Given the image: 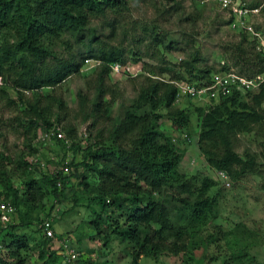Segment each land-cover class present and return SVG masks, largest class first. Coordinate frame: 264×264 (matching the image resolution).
Wrapping results in <instances>:
<instances>
[{"label": "trees", "instance_id": "trees-1", "mask_svg": "<svg viewBox=\"0 0 264 264\" xmlns=\"http://www.w3.org/2000/svg\"><path fill=\"white\" fill-rule=\"evenodd\" d=\"M164 1L170 4L164 8V14L182 10L184 0ZM127 3L128 0H0V81L15 91L9 102L22 106L21 112L28 126L36 128L33 138L37 136L38 128L42 133L50 129L54 132L51 139L41 141L40 146L39 142H29L27 154L21 152L13 160L3 150L0 151V194L15 207L12 219L5 226L0 222V264H26V254L35 248V244L39 247L41 264H68L65 255L58 254L59 250L53 248L51 242L60 236L54 230V218L62 212L57 206L62 188L70 176L80 178L88 187L86 192L92 194L91 201L99 207L95 217L89 221L93 229L97 231L103 225L110 234L130 244V264H137L142 255L157 260L161 254L185 251L186 242L197 236L198 231L202 232L201 228L207 221L211 219L213 222L217 217V197L207 194L214 185L213 180L195 175L187 177L179 169L182 151L178 149V141L159 128L163 117L170 120L174 129L185 128L191 118L189 107H178L175 103L177 85L169 79L143 75L144 81L138 90H134L135 97L127 106L120 103L123 112L121 116H115L109 127L97 129L95 141L84 148L83 159H72L75 157L72 155L71 160L68 159L70 171L67 174L63 173V166L60 167L67 157L56 149L67 151L76 147L79 150L80 143L73 141L76 129L71 123L62 125L61 129L50 121L52 117L58 123L65 120L61 113L66 109L62 97L40 90L53 89L67 78L79 74L86 60L96 61L98 64L93 69L92 78L86 79L89 89L76 91L78 104L84 113L82 119L90 122L87 125L89 131L101 121H110L112 105L117 97L122 98V93L112 88L113 84L106 83L112 80L111 65L125 66L127 57L137 59L141 53L140 45L147 40L155 45L163 42L153 20L148 21L151 23L149 26L148 23L139 26L135 21L131 29L120 31L125 36L130 30L134 32L141 28V35L132 37V46L128 50L108 45L100 39L101 26L111 28L110 39L116 36L117 30L122 28L121 16L128 11ZM246 7L264 10L260 1L251 2ZM109 16H114L113 20L107 19ZM95 18L106 21L97 28L91 25ZM243 30L239 41L232 44V65L240 67L234 71L247 78L258 74L264 76V50H258L255 38ZM61 34L73 38L78 45L73 49L76 47L69 39H65V43L62 41L67 56L59 55L52 48L55 41L62 40ZM173 43L164 44L165 49L173 50L176 44ZM204 60L198 49L191 51L189 58L182 60L178 67H183L184 72L195 80L175 70L172 75L175 81L209 82L213 73L229 71L233 67L224 63L217 71H210L205 66L196 70V64ZM141 74L142 71L138 75ZM123 75L129 76L126 72ZM250 89L234 88L219 98L217 104L193 106L200 120L199 152L210 167L224 171L233 181L264 169L263 164L253 157L248 155L243 159L234 149L239 133L264 130V80L250 100H244L241 94H250ZM27 91L32 93L30 97L25 95ZM188 101L193 104L190 98ZM58 127L63 132L62 137L56 136ZM183 139L189 140V136L186 134ZM45 144L50 150H55L53 158L44 157L40 151L41 145L44 147ZM31 159L36 160L31 162ZM12 163H16L23 177L19 187L7 171V164ZM39 163H44L46 169H39ZM49 163L54 167L49 168ZM90 180L93 183L90 184ZM165 190L175 191V196L178 195L182 202L184 211L180 213L177 225L169 218L167 203L159 198L167 192ZM179 194H186V197H179ZM192 194L196 195L194 200L189 199ZM48 195L54 200L53 204L45 216L36 217V223L32 225L27 216L42 208V202ZM20 203L25 205V215L15 221ZM44 218L52 219L53 237H47L39 227ZM32 232L39 234L40 238L36 240ZM167 234H171L173 240H168ZM105 239H108L107 235ZM240 240L237 239L236 244ZM81 255L79 253L75 264L82 263ZM242 256L247 255L242 253L239 259ZM235 260L238 262L237 255Z\"/></svg>", "mask_w": 264, "mask_h": 264}, {"label": "rangeland", "instance_id": "rangeland-1", "mask_svg": "<svg viewBox=\"0 0 264 264\" xmlns=\"http://www.w3.org/2000/svg\"><path fill=\"white\" fill-rule=\"evenodd\" d=\"M238 1L245 6L251 2L260 1L261 6L264 7V0ZM127 5L128 11L124 12L121 16L122 20L119 21L122 28L117 30L116 36L110 39L111 28L101 26L100 39H103L108 45H117L128 50L132 46V37L141 35V28H137L134 32L130 30L125 35L126 37L120 31L125 28L131 29L135 21L139 23V26L145 23H148L149 26L151 24L149 22L153 20L159 28L158 31L163 42L160 45H155V43L147 40L141 44V53L137 59L134 56L132 59L127 57L126 62L131 68V75L113 74V81L106 82L113 84L112 88L116 92L122 93V98L117 97L111 107L112 118L110 121H101L94 128H89L91 133L89 136L87 125L90 122L82 119L84 113L78 104L76 91L80 88L86 91L89 89L86 79L92 78L91 75L94 72L91 67L67 78L53 89L44 88L40 90L42 93L51 92L61 96L65 103L66 109L61 112L62 116L65 115V120L58 123L52 117L50 121L56 123L60 128L62 125L71 123L76 129V138L73 141L80 143V149L78 150L76 147H73V150L71 147L67 151L56 149L60 155L63 154L67 157V161L68 159L71 160L72 155L75 156L72 159L82 160L85 153L84 148L96 139L94 137L97 129L109 127L111 121L116 118L115 116H121L124 108L120 107V103L127 106L130 100L135 97L136 91L134 90H138L140 83L144 81L145 76L143 75L151 76L154 79L164 78L175 81L172 75L177 70L180 75L194 81L195 79L184 72L183 67H178L182 60L189 58V53L194 49H198L205 59L204 62L196 64V70L205 66L209 67L210 71H217L223 65L222 63L232 65V44L239 41L244 31L240 18L238 21L237 15L236 17L233 16L231 9L223 8L222 3H219L218 0H184L183 5H181L182 10L171 14L163 13L164 8L170 6L164 0H128ZM113 17L109 16L107 19L113 20ZM246 19L253 31L258 32L257 38L254 37L258 45L259 40H264V10H260L257 14H249ZM105 21L101 18H95L91 21V25L99 28L100 24L105 23ZM9 35L11 36L12 32ZM61 35H63L62 40L55 41L52 48L59 55L67 56L68 53L65 52L64 46L65 39H69L72 46L76 47L73 49H77L78 45L73 38H69L66 34ZM252 36L254 35H250L251 38ZM10 39L12 38L10 37ZM169 42L177 44L173 43L175 48L171 51L164 47V44ZM91 63L93 62H88V64ZM161 67L166 70L162 71ZM236 69H240V67L233 66L229 71L234 72ZM139 71H142L143 74L137 76ZM258 85L249 90L250 94H241L242 98L249 101L251 95L257 91ZM92 91L89 90L88 92L92 93ZM31 94V92H25L28 97ZM14 96L15 91L0 81V131L2 133L0 151L3 150L4 154L9 156L11 160L15 159L16 155L21 152H24V155L27 154L29 142H39L40 146V142L43 141L41 138L38 139L42 135L41 128H38L37 136L33 138L36 128L28 126L27 120L21 112L22 106L9 102ZM192 103H189L187 99L180 101L177 105L191 109L190 122L185 128L174 129L166 117L160 120L159 128L178 141V149L182 151L179 169L187 177L195 175L199 178L209 177L213 180L214 185L207 194L217 197L219 203L215 211L217 217L214 218L213 222L210 221L211 219L207 221L205 226L201 228L202 232L198 231L197 236L186 242L187 249L185 251L176 254H161L157 260L152 256L145 257L142 255L137 264H262L264 263V169L259 173L247 174L238 181L229 178V185H226L219 178L217 171L210 167L205 156L198 150L197 136L200 120L198 113L193 111V106L198 103L193 99ZM262 107L264 108V102ZM162 111L164 112V110ZM184 134L189 136V140L183 139ZM104 135L106 136V130ZM234 149L243 159L249 155L264 166V130L239 133ZM40 151L44 153V157L55 156L53 154L55 150H50L47 145L44 147L41 145ZM48 167L53 168L54 165L49 163ZM7 171L13 183L19 187L23 177L16 167V163L7 164ZM70 177L60 194L58 206L62 212L57 213L58 216L54 218V230L60 236H56V240L51 242V246L60 250L62 246H59V242L66 240L67 243L79 249V253L83 257L81 264H130L132 256L130 244L110 234L103 225H100L97 231L93 229L89 221L95 217L99 207L91 201L92 194L86 192L88 187L81 182L80 178ZM89 183H93L92 180ZM196 185L198 186V184ZM175 194V191L170 190V192H164L159 196L167 203L169 218L174 223L179 222L180 213L184 211L182 202L178 200V195L175 196ZM195 196L192 194L189 199L194 200ZM179 197H186V194H179ZM53 202L51 196H46L42 202L43 207L27 216L32 221V225L36 223V217L45 216ZM16 214L18 215H15V221L25 215L23 203L18 205ZM32 234L35 235L36 240L40 238L36 232H32ZM105 235L108 236V239H105ZM166 237L168 240H173L171 234H167ZM237 239L240 240L238 244H236ZM32 244H35L34 241ZM34 247L31 252L26 254V264H41L42 260L38 257L39 247L37 244ZM242 253L248 257L242 256V259H239ZM236 255L238 262L235 260ZM247 258L250 260L248 261Z\"/></svg>", "mask_w": 264, "mask_h": 264}, {"label": "built area", "instance_id": "built-area-1", "mask_svg": "<svg viewBox=\"0 0 264 264\" xmlns=\"http://www.w3.org/2000/svg\"><path fill=\"white\" fill-rule=\"evenodd\" d=\"M219 3H222L223 8L231 9V12L233 16L237 15V20L242 22L243 28L251 33V35H254L252 37L258 36V32H254L251 25L247 22V16L249 14H257L260 10V7H254V8H248L246 7L242 2L240 1H234V0H218ZM236 21V20H235ZM233 25H235V22H233ZM257 38V37H256ZM257 49H263L264 50V40H259V43L257 45ZM224 64V63H222ZM93 66V64L91 65ZM112 68V74L121 76L123 75V72L131 73V68L129 65L122 66L121 64L115 63L111 65ZM140 72V71H139ZM264 79V76L261 74H258L256 77L247 78L242 75H239L232 71H224V72H215L211 75L210 83L204 84V83H191L187 81H179L177 82V92H176V98L175 102L180 103V101L190 98L193 99L196 102L200 103H211L213 100H218L221 97L226 96L232 88L239 89V90H247L252 89L254 86L262 82ZM58 130V128H57ZM52 135H54V132L52 129L49 131H46L45 133H42L40 135L41 140L45 141L48 139H51ZM184 134L183 136H185ZM57 137H62L63 133L61 131H57L56 133ZM175 140V139H174ZM53 158V157H51ZM35 161L36 159H31V162ZM68 161L65 160L60 167L63 166V173L67 174L70 171V167L67 165ZM37 165V164H36ZM39 169H46V166L44 163H39L37 165ZM53 171H56L54 169ZM217 174L219 175V178L225 182L226 185H229V177L224 171H217ZM60 185V183H57ZM59 208V206H57ZM56 209V208H55ZM15 213V207L11 203L9 199H4L3 196L0 194V222L4 226L7 222H9L12 219L13 214ZM39 227L43 234H45L47 237H53V229H52V219L51 218H44L39 223ZM59 245L63 248L58 251V254H64L66 257V263L68 264H75L74 261L79 255V252L76 250V248L67 243L66 240H63L59 242Z\"/></svg>", "mask_w": 264, "mask_h": 264}, {"label": "clouds", "instance_id": "clouds-1", "mask_svg": "<svg viewBox=\"0 0 264 264\" xmlns=\"http://www.w3.org/2000/svg\"><path fill=\"white\" fill-rule=\"evenodd\" d=\"M88 62H93V63H91V64H88ZM93 64V66H91ZM97 62L96 61H93V60H86L85 61V63H84V65L80 68V72H82L84 69H87V68H89V67H91V68H95V66L97 67ZM122 65V64H121ZM222 66V65H221ZM220 66V67H221ZM111 71H112V68H111ZM141 72V71H140ZM140 72H138L136 75H138ZM235 72V71H234ZM236 73V72H235ZM129 75H131V73H128ZM238 74V73H237ZM113 75V74H112ZM240 75V74H239ZM245 77V76H244ZM174 82V84H176L177 82H179V81H173ZM204 83H206V82H204ZM207 83H210V80H209V82H207ZM206 83V84H207ZM177 85V84H176ZM233 89V88H232ZM242 91H245V90H242ZM176 92H177V90H176ZM175 98H176V96H175ZM185 100H187V99H185ZM192 101V100H191ZM218 100H213V101H211V103H200V102H197L198 104H196V105H199V106H208V105H211V104H213V103H216ZM176 103V102H175ZM177 104H179V103H177ZM58 130L59 131H61L60 129H59V127H58ZM62 132V131H61ZM63 133V132H62Z\"/></svg>", "mask_w": 264, "mask_h": 264}]
</instances>
